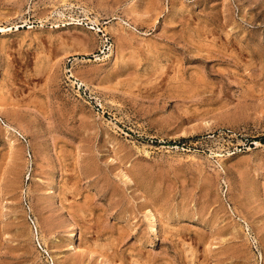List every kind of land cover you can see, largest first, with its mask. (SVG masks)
Returning a JSON list of instances; mask_svg holds the SVG:
<instances>
[{
  "label": "rangeland",
  "instance_id": "1",
  "mask_svg": "<svg viewBox=\"0 0 264 264\" xmlns=\"http://www.w3.org/2000/svg\"><path fill=\"white\" fill-rule=\"evenodd\" d=\"M262 139L264 0H0V264H264Z\"/></svg>",
  "mask_w": 264,
  "mask_h": 264
},
{
  "label": "bare ground",
  "instance_id": "2",
  "mask_svg": "<svg viewBox=\"0 0 264 264\" xmlns=\"http://www.w3.org/2000/svg\"><path fill=\"white\" fill-rule=\"evenodd\" d=\"M151 218H152V220H150L151 221V224L149 225L150 226L149 227V232H150L151 235L157 236L159 234V230H160V220L156 216H154V214L151 216ZM77 238H78V234L76 233V231H73L70 234V236H69V241L71 242V244L73 243V245H75L76 242H77Z\"/></svg>",
  "mask_w": 264,
  "mask_h": 264
},
{
  "label": "trees",
  "instance_id": "3",
  "mask_svg": "<svg viewBox=\"0 0 264 264\" xmlns=\"http://www.w3.org/2000/svg\"><path fill=\"white\" fill-rule=\"evenodd\" d=\"M262 141H264V139H262Z\"/></svg>",
  "mask_w": 264,
  "mask_h": 264
}]
</instances>
